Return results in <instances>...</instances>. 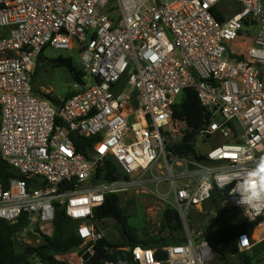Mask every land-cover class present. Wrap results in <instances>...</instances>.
<instances>
[{
  "label": "built area",
  "instance_id": "built-area-1",
  "mask_svg": "<svg viewBox=\"0 0 264 264\" xmlns=\"http://www.w3.org/2000/svg\"><path fill=\"white\" fill-rule=\"evenodd\" d=\"M221 1L0 0V158L25 177L0 180V219L25 217L14 236L19 249L53 236L60 207L82 221L78 264H93L105 238L99 225L112 220L95 212L110 194L148 199L180 216L184 242L162 247L165 259L135 247L137 264H215L208 228L192 219L195 211L211 213L204 206L215 191L225 193L224 219L263 230L258 240L240 234L239 251L264 241V209L245 214L231 192L239 182L232 173L264 156V0H233L240 10L227 20L213 13ZM255 24L254 43L231 51L244 41L243 26ZM46 48L78 50L86 73L60 106L33 89ZM187 89L208 115L195 135L174 116ZM205 142L212 148L204 153ZM108 160L119 167L118 179L98 177Z\"/></svg>",
  "mask_w": 264,
  "mask_h": 264
},
{
  "label": "trees",
  "instance_id": "trees-1",
  "mask_svg": "<svg viewBox=\"0 0 264 264\" xmlns=\"http://www.w3.org/2000/svg\"><path fill=\"white\" fill-rule=\"evenodd\" d=\"M213 13L218 19L223 16L215 8ZM2 32V31H0ZM4 32V31H3ZM2 32V33H3ZM6 35L4 32L1 36ZM236 56V55H233ZM243 59L244 56H238ZM43 53L37 60L36 70L32 78V84L39 73L47 67H64L68 69L70 77L74 82L84 84L85 72L78 69L71 58L59 57L53 61H44ZM34 93L41 99L50 101L54 106H60L62 101L52 94H40L34 89ZM69 93L64 100L73 96ZM206 108L202 105L198 94L191 89L184 93L181 103L175 105L174 116L193 129V135L200 130L206 121ZM76 142L79 139L74 138ZM92 142V140H89ZM185 151L191 147L184 146ZM85 152L83 147H79ZM183 149V148H182ZM98 177L104 181H112L121 177L120 169L113 160H108L105 166L99 171ZM10 178L25 179L23 175L14 170L11 166L3 162L0 158V180L7 185ZM224 191H215L210 201V207L214 208L219 214L220 219L217 223L208 228L207 237L217 253L215 264H236L232 259H238L237 264H256L258 258L264 257V241L256 244L249 252L241 253L238 249L236 239L240 234L251 233L252 224L245 221H231L224 219L221 203L224 199ZM136 200L128 201L123 206L120 195L110 194L106 196L105 205L95 212L98 220L112 219L116 221L120 241L113 243L108 238L100 241L96 247V252L90 257L93 264H137L132 255L131 249L135 247L152 248L157 251L158 257L165 259L162 247L166 245H179L184 242L183 227L180 216L175 210L166 208L162 214L161 227L158 234L151 235L148 227H138L129 214L130 208L134 206ZM25 217L19 223L11 224L0 219V264H78L69 260L59 259L60 255L68 254L79 248L82 240L77 235V229L82 221L73 220L66 215L64 208L58 207L54 220V234L46 237L42 243L36 247L26 245L19 249L14 241V236L20 232L25 225ZM166 232V233H165ZM165 233V234H164ZM170 234H173L170 236ZM176 234V235H175ZM125 248H130V251ZM79 252V256H80ZM79 262V261H78Z\"/></svg>",
  "mask_w": 264,
  "mask_h": 264
},
{
  "label": "rangeland",
  "instance_id": "rangeland-1",
  "mask_svg": "<svg viewBox=\"0 0 264 264\" xmlns=\"http://www.w3.org/2000/svg\"><path fill=\"white\" fill-rule=\"evenodd\" d=\"M216 9L218 12L227 20L233 17L240 10V5L233 0H222L216 5ZM260 25L255 24L253 26H243V39L242 45L239 46H231V51L236 52H244L248 47H250L256 37L260 32ZM4 33V32H3ZM0 32V35L3 34ZM44 61H53L58 59L59 57L63 58H71L73 60L74 65L78 69H83L81 56L78 50H59L54 48H46L43 52ZM35 73V72H34ZM34 75V74H33ZM33 78V76H32ZM129 80V75H125L122 78L121 84L126 85ZM88 82L90 84L93 83V80L90 76H88ZM75 84L70 77L67 68L62 67H47V69L42 70L39 75L36 77L33 83V89L38 91L40 94H52L53 96L59 98L61 101L65 99V97L75 91ZM180 102L182 101V96L179 97ZM213 142L218 143L220 139L215 137ZM212 148V145L208 142L200 144V150L202 152H207ZM123 206H126L127 201L131 200L129 195H121ZM136 200V199H134ZM206 211L211 210V213H204L200 215L196 211L192 213V219L194 221V226L196 227H204L209 228L217 223L216 211L214 208L210 207V203L204 206ZM161 213L162 210L157 208L156 205L152 203L151 200L137 198L134 206L130 208L129 214L132 215V221L140 228L148 227L151 235H155L159 233L161 227ZM227 220V219H226ZM233 221V220H231ZM99 228L103 231V234L106 238H108L111 242L116 243L120 241V234L118 233L117 224L108 220L104 224H100ZM253 237L258 240L261 238L263 234L262 229H252ZM166 233V232H165ZM164 233V234H165ZM173 234H170L172 236ZM176 235V234H175ZM79 250H73L72 252L64 255H60L59 259L61 260H69L72 263H78L79 261ZM232 263H238V259L233 258ZM256 264H264V257L258 258L255 261Z\"/></svg>",
  "mask_w": 264,
  "mask_h": 264
},
{
  "label": "clouds",
  "instance_id": "clouds-1",
  "mask_svg": "<svg viewBox=\"0 0 264 264\" xmlns=\"http://www.w3.org/2000/svg\"><path fill=\"white\" fill-rule=\"evenodd\" d=\"M232 175L238 177L239 182L231 192L233 196L238 194L236 203L244 207L245 214L249 209H264V156L256 161L254 167L233 172ZM246 239L242 237L241 242H246Z\"/></svg>",
  "mask_w": 264,
  "mask_h": 264
},
{
  "label": "water",
  "instance_id": "water-1",
  "mask_svg": "<svg viewBox=\"0 0 264 264\" xmlns=\"http://www.w3.org/2000/svg\"><path fill=\"white\" fill-rule=\"evenodd\" d=\"M206 117H208V115H206Z\"/></svg>",
  "mask_w": 264,
  "mask_h": 264
},
{
  "label": "crops",
  "instance_id": "crops-1",
  "mask_svg": "<svg viewBox=\"0 0 264 264\" xmlns=\"http://www.w3.org/2000/svg\"><path fill=\"white\" fill-rule=\"evenodd\" d=\"M78 250H79V248H78Z\"/></svg>",
  "mask_w": 264,
  "mask_h": 264
}]
</instances>
